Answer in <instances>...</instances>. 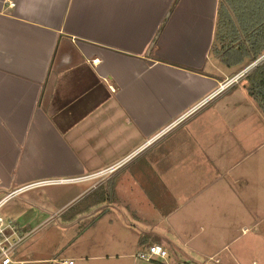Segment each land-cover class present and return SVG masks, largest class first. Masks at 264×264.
Returning a JSON list of instances; mask_svg holds the SVG:
<instances>
[{
    "label": "crops",
    "instance_id": "0c3cea01",
    "mask_svg": "<svg viewBox=\"0 0 264 264\" xmlns=\"http://www.w3.org/2000/svg\"><path fill=\"white\" fill-rule=\"evenodd\" d=\"M15 3L0 0V202L37 182L125 162L107 176L111 197L103 202L85 198L95 189L85 180L5 203V218L21 217L22 205L42 227L63 219L53 225L59 232L92 233V247L67 258L57 257L61 245L45 255L40 238L28 240L14 264H139L137 253L153 244L169 259L143 263L264 264L251 241L228 252L230 236L251 230L238 222L243 208L261 202L253 173L264 153V114L245 87L247 110L237 115V84L204 102L229 78L211 53L219 0ZM212 107L211 117L198 115ZM81 200L66 218L64 204Z\"/></svg>",
    "mask_w": 264,
    "mask_h": 264
},
{
    "label": "rangeland",
    "instance_id": "374dc122",
    "mask_svg": "<svg viewBox=\"0 0 264 264\" xmlns=\"http://www.w3.org/2000/svg\"><path fill=\"white\" fill-rule=\"evenodd\" d=\"M214 62H215V64H217L218 66H220L224 70L228 71V76H229L228 79L234 77L233 75L236 76V75L240 74L241 72H243L246 69L245 68L244 70L240 71V69L242 67L228 68V67L220 64L216 60H214ZM232 73H235V74L232 75ZM244 79H245V77L239 81V83L237 84L238 88L232 93V94H235V96H234L235 105L238 106L240 104V106H242V109L239 108L238 110H236L237 115H242L243 111L247 110L244 106L245 98H246L243 95L246 92ZM230 89H228V90H230ZM228 90L225 92H228ZM225 92H223L222 94H224ZM222 94H220V95H222ZM232 94L227 95L228 96L227 98H229ZM231 107H234V105H231ZM207 108H209V106ZM213 109H214V107H212L211 109H208V110L205 108L198 115L202 114L206 110L204 115L208 114V116L211 117L212 114L214 113L212 111ZM227 115H229V113ZM232 117H234L233 113H231L228 116V118H230V119H233ZM263 151H264V149H263ZM257 160L259 161V170L255 171L253 173V177L255 180H257V181L259 180V183H260L261 202H260L259 206L257 208H255V210L249 209L248 206H245V208H243L242 211L244 213V218H243V220H239L238 222L241 223L245 228H248L251 230L249 233H244V232H242V229L239 228L237 230V232L234 234L235 236H230V238H229L230 247H229L228 252L229 253L233 252L234 249L236 248L237 244H244V243L247 244L248 241H251L253 243V245L256 247V250H258L257 252H258V255L260 256L261 260H264V153H263V156L261 158L257 157ZM135 164H136V166L134 167V169L137 168V165L139 163L137 162ZM249 164H250V161L247 163V165H249ZM104 178H106V179H104ZM204 178L205 177L203 175L198 177L199 181L205 180ZM90 180H95V183H94L95 189H92L91 192L88 194V196H85V198L89 197L86 199L97 197L99 195V193H96V191H98V189H102L106 194H107V192H109L108 191L109 188L107 185L109 182L108 177H98V178H94V179H90ZM66 188H68V187H65V185H55V186L33 188V189H31V190H33L31 192H34L35 196L40 197L42 199L44 197H50L53 194L54 195L61 194V192L65 191ZM26 196H29V195H25V194L22 195V197H26ZM82 200L75 203V204L72 203L69 206L68 205L65 206V204H64V210H66L65 212H68L66 218L68 216H70L71 214H73L75 212L76 208H81L82 206L85 205V204H83ZM14 202L16 205V202H19V201L15 200ZM67 207H68V209H67ZM17 208H18L20 214L17 212ZM17 208H16L15 216L16 217L21 216L18 219L11 218V217H10V219L5 218V217H7L6 215L8 214V210H7L8 208L7 207L5 209H3V211L0 212V216L5 220L6 223H8V221H11V222L14 221V223L18 224L21 228H24V227L27 228L26 225L29 224L31 230H33L35 233L33 234L32 238L27 242V244L30 242H36L40 238L41 241H38V248L43 254L50 255L51 253H53L57 249V247H59V245H61V246H63V249L61 252H59V254H58L59 256H57V257L58 258H67L68 256L74 255L75 252L79 251L82 248H85L86 246L92 247L91 246V244H92V233L89 236L86 235V236H83L82 238L78 239L77 235H78V233H80L82 231V230L80 231L78 226L76 228L73 227L69 230H64V232H59V231H57V229L58 230H62V229L53 227V225L55 226L59 222L64 223V224H66L68 222L66 220H63V219H58L59 221L53 220V221H50L49 223L47 221L48 224H46L42 227L43 222L40 220V218H37V216L35 214L32 215L31 209L29 210V208L27 206H22V205H18ZM34 211H36V209H34ZM241 224H240V226H241ZM39 226H41V227H39ZM43 235L44 236L46 235L45 237H43L44 239L41 238V236H43ZM237 238L239 241L236 240L235 242H232L233 239H237ZM226 255L228 256V253ZM211 259H213V258H211ZM63 261L64 260L61 261L62 264H64ZM138 261H139V264H146V263H143L145 261H142V260H138ZM106 262L108 264H119V263H121V261L119 259L118 260L113 259V260H109ZM183 263L184 262H181L179 264H183Z\"/></svg>",
    "mask_w": 264,
    "mask_h": 264
},
{
    "label": "trees",
    "instance_id": "16d2710c",
    "mask_svg": "<svg viewBox=\"0 0 264 264\" xmlns=\"http://www.w3.org/2000/svg\"><path fill=\"white\" fill-rule=\"evenodd\" d=\"M212 57L228 68L244 70L264 56V0H219ZM248 94L264 114V60L244 79ZM110 192V191H109ZM98 189L103 202L111 197Z\"/></svg>",
    "mask_w": 264,
    "mask_h": 264
},
{
    "label": "built area",
    "instance_id": "2783aa9c",
    "mask_svg": "<svg viewBox=\"0 0 264 264\" xmlns=\"http://www.w3.org/2000/svg\"><path fill=\"white\" fill-rule=\"evenodd\" d=\"M9 4L8 6L10 8H13L16 6L15 0H8ZM264 60V56L258 59L256 62L248 66L243 72L240 74L227 79L223 83H221L211 96L206 98L204 102L210 101L223 92L227 91L228 89L232 88L236 84L239 83V81L246 77L248 73L257 67L262 61ZM204 102L199 104L196 108L190 110L188 114H185L182 118L193 114ZM171 127V126H170ZM170 127L166 128L163 132L158 134L154 139L158 138L164 132H166ZM125 162V161H124ZM124 162H121L120 164L111 166L99 173L92 174L85 178H77V179H56V180H45L41 182H37L35 184H32L30 186L24 187L18 191L10 193L4 200L0 202V209L4 206L5 203L9 202L10 200L17 197L21 192L27 191L33 188L38 187H47V186H55V185H63V184H73V183H79L85 180H90L98 177H107L109 175H112L116 171H118ZM34 232H24L23 229L15 224L14 222L8 221V223L5 222V220L0 216V264H14V256L17 254L18 250L28 241L30 238H32ZM138 260L146 261V262H153L155 260H167L169 258L168 251L160 244H153L147 248V250L143 252H139L136 256ZM210 261H214V259H211ZM75 260H68L64 264H75ZM216 264L219 263V261H215ZM183 264H198L194 261H187ZM208 264V263H207Z\"/></svg>",
    "mask_w": 264,
    "mask_h": 264
}]
</instances>
